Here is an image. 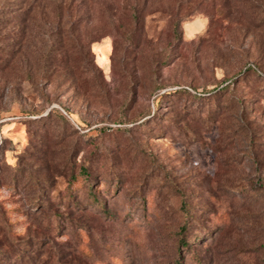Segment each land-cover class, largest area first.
<instances>
[{"label": "rangeland", "instance_id": "rangeland-1", "mask_svg": "<svg viewBox=\"0 0 264 264\" xmlns=\"http://www.w3.org/2000/svg\"><path fill=\"white\" fill-rule=\"evenodd\" d=\"M0 264H264V0H0Z\"/></svg>", "mask_w": 264, "mask_h": 264}, {"label": "trees", "instance_id": "trees-1", "mask_svg": "<svg viewBox=\"0 0 264 264\" xmlns=\"http://www.w3.org/2000/svg\"><path fill=\"white\" fill-rule=\"evenodd\" d=\"M219 89V88H218ZM213 91V90H212ZM195 97H198V95L197 96H195ZM199 98V97H198ZM180 243H182L181 241H180Z\"/></svg>", "mask_w": 264, "mask_h": 264}]
</instances>
